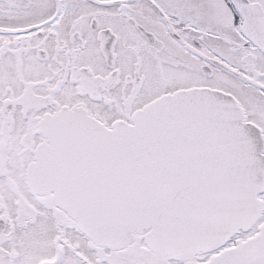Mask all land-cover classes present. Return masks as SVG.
<instances>
[{
	"label": "snow or ice",
	"instance_id": "obj_1",
	"mask_svg": "<svg viewBox=\"0 0 264 264\" xmlns=\"http://www.w3.org/2000/svg\"><path fill=\"white\" fill-rule=\"evenodd\" d=\"M0 264H264V0H0Z\"/></svg>",
	"mask_w": 264,
	"mask_h": 264
}]
</instances>
